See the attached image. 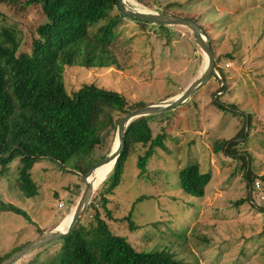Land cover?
Wrapping results in <instances>:
<instances>
[{"label":"rangeland","instance_id":"obj_1","mask_svg":"<svg viewBox=\"0 0 264 264\" xmlns=\"http://www.w3.org/2000/svg\"><path fill=\"white\" fill-rule=\"evenodd\" d=\"M23 1L0 0V30H14L17 53L31 51L36 27L47 21L40 5ZM125 1L138 10L197 20L211 40L216 68L183 104L150 114L152 136L160 135L164 147L155 148L143 174L136 163L146 146L139 143L129 146L122 179L112 195L102 181L113 164L98 170L101 182L80 216L82 222H92L98 210L111 230L136 250H164L179 264H264V0ZM115 16L119 21L114 37L105 47L114 62L107 67L63 66L68 93L95 83L120 92L131 106L146 105L178 95L203 71L206 57L185 26L141 22L114 7L89 27L90 37ZM120 116H101L100 144L82 148L64 164L38 159L31 169L36 186L31 197L18 187V157L0 166V257L39 237V230L54 229L73 212L85 187L82 175L117 140L109 119ZM192 163L200 172L211 173L202 197L179 186V170ZM256 180L261 189L249 194ZM101 189L109 199L110 218ZM127 215L135 228H130ZM60 247L57 239L14 264H56Z\"/></svg>","mask_w":264,"mask_h":264},{"label":"trees","instance_id":"obj_2","mask_svg":"<svg viewBox=\"0 0 264 264\" xmlns=\"http://www.w3.org/2000/svg\"><path fill=\"white\" fill-rule=\"evenodd\" d=\"M23 3L40 5L47 21L36 27L37 36L31 41L30 52L17 53L14 30L8 27L0 30V166L18 157V187L25 196L31 197L36 193L31 169L38 159L49 157L64 164L82 148L90 149L100 144L101 136L97 130L101 116L120 113L118 119H109L116 129L124 114L144 104L131 106L120 92L95 83H84L72 93L65 89L63 66L107 67L114 62L105 47L114 37L119 18H109L100 25L95 38L90 37L89 27L106 18L114 7L118 9L117 0H24ZM208 40L215 56L211 40ZM216 62L217 57L215 68ZM149 116L135 118L127 125L124 148L102 181L108 194L112 195L122 179L131 144L146 146L137 158L140 175L155 148L164 147L160 135L152 136ZM178 177L184 192L202 197L211 173L200 172L199 165L192 163L181 168ZM252 190L253 185L249 194ZM107 193L101 189L99 196L105 205V215L110 218V210L106 208ZM240 202L236 201V204ZM9 208L24 213L19 208ZM130 217L127 215L126 219ZM129 226L135 228L130 220ZM38 232L43 234L42 230ZM59 239L61 247L56 264H179L164 250H136L125 236L111 230L98 210L94 211L92 222L84 224L79 218L71 232ZM22 246L0 257V262Z\"/></svg>","mask_w":264,"mask_h":264},{"label":"water","instance_id":"obj_3","mask_svg":"<svg viewBox=\"0 0 264 264\" xmlns=\"http://www.w3.org/2000/svg\"><path fill=\"white\" fill-rule=\"evenodd\" d=\"M117 6L120 13L140 21L167 25H181L187 27L191 31L196 44L206 57V63L203 68V71L178 95L163 101L143 105L139 108L132 109L126 114H124L119 119L116 126L117 145L113 146L105 157L100 159L87 173H84L82 175L85 187L73 209L72 216L67 227L62 230L59 228V226H56L54 229L43 233L36 239L30 241L26 245L14 251L10 256L0 262V264H14L23 256L41 248L42 246L50 242L59 239L60 237L68 235L78 222V219L80 218L87 205L90 203L95 187L97 186L96 181L99 179L95 171L96 168L107 165L109 163H114L116 158L123 150L125 144L124 134L127 125L132 120L140 116L161 113L183 104L195 91H197L202 85H204L208 81L212 74L215 73V56L210 47L209 40L201 29V27L199 26V24L196 23L194 20L186 17L172 15L170 13L162 11L146 12L138 10L128 5L125 0H117ZM89 177H91L90 180Z\"/></svg>","mask_w":264,"mask_h":264},{"label":"bare ground","instance_id":"obj_4","mask_svg":"<svg viewBox=\"0 0 264 264\" xmlns=\"http://www.w3.org/2000/svg\"><path fill=\"white\" fill-rule=\"evenodd\" d=\"M117 145V140L115 141V143H114V145L113 146H116ZM110 164H113V163H109V164H107V165H110ZM107 165H104V166H107ZM104 166H101V167H98V168H96V173H97V176H98V178L100 177V175H98V170L100 169V168H102V167H104ZM105 174V173H104ZM102 176V175H101ZM91 179V177H89V180ZM100 178L96 181V183H97V185H99L100 184ZM70 221V220H69ZM69 221L68 222H66V223H63L62 224V222L58 225L59 226V228L60 229H65L66 227H67V225H68V223H69Z\"/></svg>","mask_w":264,"mask_h":264},{"label":"built area","instance_id":"obj_5","mask_svg":"<svg viewBox=\"0 0 264 264\" xmlns=\"http://www.w3.org/2000/svg\"><path fill=\"white\" fill-rule=\"evenodd\" d=\"M253 189H261V182L259 180L254 181ZM260 199H264V196L260 195Z\"/></svg>","mask_w":264,"mask_h":264},{"label":"crops","instance_id":"obj_6","mask_svg":"<svg viewBox=\"0 0 264 264\" xmlns=\"http://www.w3.org/2000/svg\"><path fill=\"white\" fill-rule=\"evenodd\" d=\"M205 192V191H204ZM205 206H203L201 209H203ZM72 215V213L71 214H69V216L68 217H70ZM68 217H66L65 219H63V221H66L67 219H68ZM62 221V222H63ZM58 226V225H57Z\"/></svg>","mask_w":264,"mask_h":264}]
</instances>
